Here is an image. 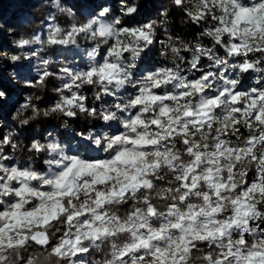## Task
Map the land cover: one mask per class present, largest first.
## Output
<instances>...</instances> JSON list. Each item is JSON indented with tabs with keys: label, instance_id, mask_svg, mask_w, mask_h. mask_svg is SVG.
<instances>
[{
	"label": "clouds",
	"instance_id": "1",
	"mask_svg": "<svg viewBox=\"0 0 264 264\" xmlns=\"http://www.w3.org/2000/svg\"><path fill=\"white\" fill-rule=\"evenodd\" d=\"M0 264H264V0H0Z\"/></svg>",
	"mask_w": 264,
	"mask_h": 264
},
{
	"label": "trees",
	"instance_id": "2",
	"mask_svg": "<svg viewBox=\"0 0 264 264\" xmlns=\"http://www.w3.org/2000/svg\"><path fill=\"white\" fill-rule=\"evenodd\" d=\"M25 7H27V5H25ZM155 5H152L151 8H155ZM143 14L144 15H148L150 14V6L149 5H144L143 6ZM5 45H7V37L5 36V40H4ZM5 87H8V83H7V79L5 80ZM5 112L7 114V108L5 109Z\"/></svg>",
	"mask_w": 264,
	"mask_h": 264
},
{
	"label": "rangeland",
	"instance_id": "3",
	"mask_svg": "<svg viewBox=\"0 0 264 264\" xmlns=\"http://www.w3.org/2000/svg\"><path fill=\"white\" fill-rule=\"evenodd\" d=\"M6 108H7V105H6ZM6 108H5V109H6Z\"/></svg>",
	"mask_w": 264,
	"mask_h": 264
}]
</instances>
